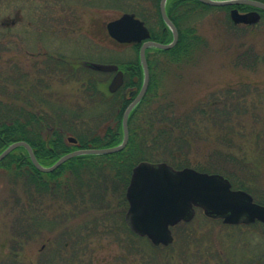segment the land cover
<instances>
[{"label":"rangeland","instance_id":"374dc122","mask_svg":"<svg viewBox=\"0 0 264 264\" xmlns=\"http://www.w3.org/2000/svg\"><path fill=\"white\" fill-rule=\"evenodd\" d=\"M160 2L0 0V66L9 69L21 65L30 68L32 73L42 71L44 77L47 72L51 73L48 64L89 70L83 63L123 66L134 62L138 57L134 45L116 43L108 34L107 24L125 13H135L162 37ZM188 9L189 4L174 7L171 14L182 30L196 29L195 46L189 49L193 52L173 58L150 55V81L152 77L156 86L154 94L163 103H172L174 112L170 116L180 120L210 101L217 100L220 104L230 99L229 105H235L236 100L240 102L241 124L234 125L235 135L231 139L239 150L234 148L230 153L237 160L242 159L250 172H240L234 178L245 184V191L253 195L256 202H264L263 137L259 138V133L264 132V62L249 68L237 64L238 57L250 49L253 57L264 55V20L240 23L238 28H233L225 12H206L198 6L192 13ZM249 25L252 26L248 28ZM172 40L173 37L170 42ZM113 76L101 74L107 87ZM75 80L76 77H70L60 83L57 81L64 101H68V96L73 103L77 101ZM123 96L124 92L119 90L113 97L99 98L87 110L88 115L105 114L111 118L102 125L103 132L115 126L111 108L114 111ZM162 102L155 98L151 110H156ZM169 109L167 111H172L171 107ZM203 110L206 111V107ZM133 127L139 132L140 141L149 128L147 115L139 116ZM221 130L205 124L201 115L196 117L185 156L190 168L211 162L226 174L234 168L235 162L215 161L222 157L221 152L225 153ZM241 133L246 135L240 136ZM72 173L66 169L57 180L44 175L50 189L47 196L40 192L45 197L32 211L25 182L0 168V264H264V225L261 223L226 225L198 210L191 222L173 229V242L169 246L155 247L148 239L134 235L126 224V189L116 178L112 181L114 176L109 168L100 180L107 193L103 209L95 206L91 194L95 179L90 177H83L89 195L80 200L56 193L55 190L62 187L74 191L77 186L76 179L70 177ZM28 187H31L29 183ZM32 189H35L33 186L29 190L34 192ZM16 199L29 204L28 216L22 212L23 208L16 207ZM22 218L27 220L18 222ZM24 225L31 228L30 235L24 236ZM12 254H16L17 262L12 261Z\"/></svg>","mask_w":264,"mask_h":264},{"label":"trees","instance_id":"16d2710c","mask_svg":"<svg viewBox=\"0 0 264 264\" xmlns=\"http://www.w3.org/2000/svg\"><path fill=\"white\" fill-rule=\"evenodd\" d=\"M257 1L264 3V0ZM188 4V12L191 13L197 6L204 9L206 12H225L228 16V22L233 28H238V25L234 23L230 17V12L234 8H237L240 12L246 13L257 11L264 20V10L249 5L211 7L202 4L198 0H169L167 12L179 31V41L171 50L150 48L147 51L150 71V55L152 53L168 55L169 58H173L188 56L190 52H193L189 51V49L195 46L194 40L197 39L195 33L196 29L187 28L182 30L178 25L179 22L177 19L171 14L174 7L176 9L183 6L188 7ZM158 7L159 6H157V8ZM160 20L162 23V37L156 35L152 30L151 36L154 41L160 43L165 42L167 44L171 41L173 36L165 25L161 15ZM251 26L252 25H249L248 28ZM134 47L138 52L137 60L123 66L117 64L120 65L121 70L125 73V83L122 91L124 93L126 92L128 96L130 92L139 90L144 81V71L139 58L140 45L135 44ZM260 61L264 62V55L262 57L260 55L253 57V50L250 49L248 52L246 51L238 57L237 64L249 68L252 66L254 67V65H257ZM48 69H50L49 72L51 73L49 74L47 72L43 77L42 71H38L39 73H32L30 68L21 65H14L9 67V69L0 66V155L13 143L23 141L31 145L41 165L50 167L64 155L77 150L112 148L120 145L124 136L123 115L132 102V99H129L127 95L123 96L122 100L116 105V109L113 111V107L111 108V115H113L112 121L114 120L115 126L107 128V130L103 132L101 130L102 125L111 120V118L108 119V116L105 114L88 115L87 111L99 101V98L101 99L105 96L113 97V94L109 93L108 87L101 78L102 73L94 70H85L82 67L81 69H68L64 65L51 64H48ZM70 77H76L77 92L75 91V95L77 103L70 101V96L66 99L68 101H64L65 98L64 95H62L63 90L60 88L61 85L60 87L56 85L63 80H68ZM47 78L48 81L45 82ZM57 81L59 83H57ZM155 88L154 80L151 77L146 96L130 114V138L127 147L123 151L110 155L79 156L66 162L56 171L45 174L41 173L34 166L27 150L21 147L13 151L3 160L0 163V168L11 172L15 177H21L25 182L27 192H30L29 197L31 201L29 204L32 211L36 209L35 207L37 204H40L41 199L48 195L47 192H49L50 185L49 182L45 180L44 175L57 180V177L62 175L66 169H70L73 172L70 177L76 179L77 187L74 191L62 187L55 190L56 193H61V195H65L66 197L71 196L72 198L76 196L75 199L80 200L84 198L86 194L89 195V192L85 189L86 185L83 184V177H90L95 179V182L91 185V190H93L91 194L94 197L95 206H99L100 209H103L106 206L107 193L103 188L104 186L100 184V180L103 178V173L107 168L111 170V174L114 176L112 181L115 182L116 178L117 181L124 184V188L126 189L130 183L133 169L141 162H166L176 169L190 167L191 164L187 161L185 156L186 152L189 151L190 136L192 137L191 126L194 121H196V117H200L201 115L205 124L221 128V132L224 135L222 139L224 142H221V144L224 145L222 149L225 150V153L221 152L222 157L216 158L215 161L235 162L236 164H232L234 168L228 171L229 173L227 174L219 171L217 169L219 166L215 165V162L208 163L207 165H198L194 168L200 172H216L222 174L230 180L234 189L246 190L245 184L234 177L235 175H240V172L250 171L246 165H244L245 162L242 159L238 158L239 160H237L230 153L235 148L231 142L233 135H235L233 127L234 125L240 126L241 124V112H239V109H241L242 106L240 102L236 100L234 102L235 106L234 104H228L230 99L220 104L217 100L210 101L202 105V107L192 110L190 114L186 115L184 120H180L170 116V113L172 114L174 112L173 104H168V102L163 103L162 99L154 94ZM61 95L63 97H61ZM155 98L156 101L162 102V104H159L156 110H151L152 102L155 101ZM170 107L172 111H167ZM204 107H206V111L203 110ZM143 115L145 117L147 115L149 128L147 129L148 132L145 131L142 135V139L138 141L140 139L139 132L136 131L133 125L139 116L141 118ZM245 135L246 133L240 134V136ZM262 137L263 144H261V151H264V132L259 133V138ZM236 150L239 149L237 148ZM241 168L244 169L242 170ZM240 178L242 177L239 176V179ZM235 179H237V182ZM28 183L31 187L33 186L36 191L32 189L34 192H31L29 190L31 187H28ZM40 192L44 193L45 196ZM16 200V207L23 208L22 212L28 216L30 210L27 206L29 207V204L26 205L20 199ZM258 203L264 205V202ZM24 218L18 219V222L26 221L27 219ZM39 218L37 217V219ZM32 220L34 221L35 219ZM29 229H31L29 226H23V230H25L24 236L30 235ZM13 252L17 253L16 251ZM10 256L13 262H17L15 259L17 258L16 254Z\"/></svg>","mask_w":264,"mask_h":264},{"label":"water","instance_id":"95a60500","mask_svg":"<svg viewBox=\"0 0 264 264\" xmlns=\"http://www.w3.org/2000/svg\"><path fill=\"white\" fill-rule=\"evenodd\" d=\"M211 7L249 5L264 10V3L257 0H198ZM168 0H161L160 13L172 31L173 41L162 44L151 40L145 23L134 14H124L107 24L110 37L123 45L142 44L140 62L144 71V82L136 99L126 109L123 117L124 137L120 145L112 148L83 149L61 157L53 166L45 167L37 160L33 148L27 142H15L1 155L0 163L18 148H25L32 163L41 173H52L66 162L85 155H110L123 151L129 142V117L132 110L145 97L150 83V72L146 52L149 48L170 50L179 40V33L167 14ZM236 24L256 23L260 20L257 12L242 14L238 9L231 11ZM88 68L115 73L108 86L110 93H116L124 84V73L117 65L86 63ZM136 95L132 92L131 96ZM129 203L125 220L137 235L148 237L154 245L169 246L173 242L171 227L178 223L191 222L197 209L211 219H221L228 225L264 223V206L254 202L252 195L243 190H233L228 179L220 174L199 172L193 168L174 169L169 164L141 162L132 172L126 191Z\"/></svg>","mask_w":264,"mask_h":264},{"label":"flooded vegetation","instance_id":"af4514ba","mask_svg":"<svg viewBox=\"0 0 264 264\" xmlns=\"http://www.w3.org/2000/svg\"><path fill=\"white\" fill-rule=\"evenodd\" d=\"M131 94V93H130ZM127 95V93L125 92L124 93V96H126ZM130 97H129V99H132V101H134L135 100V98H136V96H134V97H131V95H129Z\"/></svg>","mask_w":264,"mask_h":264}]
</instances>
